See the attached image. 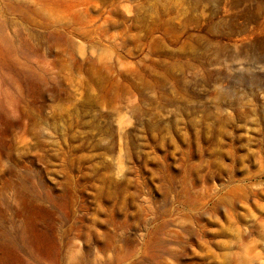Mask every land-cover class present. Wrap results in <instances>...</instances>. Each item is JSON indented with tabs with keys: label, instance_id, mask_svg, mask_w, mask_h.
Returning a JSON list of instances; mask_svg holds the SVG:
<instances>
[{
	"label": "rangeland",
	"instance_id": "374dc122",
	"mask_svg": "<svg viewBox=\"0 0 264 264\" xmlns=\"http://www.w3.org/2000/svg\"><path fill=\"white\" fill-rule=\"evenodd\" d=\"M0 264H264V0H0Z\"/></svg>",
	"mask_w": 264,
	"mask_h": 264
}]
</instances>
